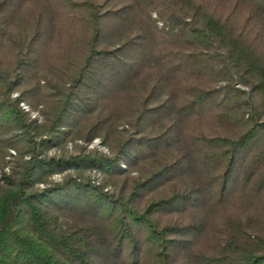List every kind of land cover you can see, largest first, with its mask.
<instances>
[{"label": "trees", "instance_id": "16d2710c", "mask_svg": "<svg viewBox=\"0 0 264 264\" xmlns=\"http://www.w3.org/2000/svg\"><path fill=\"white\" fill-rule=\"evenodd\" d=\"M29 2L0 0V141L33 144L0 172V264H264V0H127L110 30L95 0ZM29 73L53 89L38 141L31 88L11 97ZM124 82L138 108L109 153L42 156ZM86 166L105 184L34 187Z\"/></svg>", "mask_w": 264, "mask_h": 264}, {"label": "rangeland", "instance_id": "374dc122", "mask_svg": "<svg viewBox=\"0 0 264 264\" xmlns=\"http://www.w3.org/2000/svg\"><path fill=\"white\" fill-rule=\"evenodd\" d=\"M34 0H30L28 7L34 6ZM101 4V11H106L102 22L104 28L110 30L111 27H118L123 21L124 14H130L128 10L122 9V4L127 3V0H95ZM118 7L123 10L124 13L120 12L121 17L117 16ZM34 8V7H33ZM126 17V16H125ZM162 18L156 12H152L150 15L149 25L154 27L157 26L161 29H167L165 25L166 15L163 14ZM25 20L21 16H16L13 22L12 29L19 31L24 29ZM169 28V27H168ZM135 40H137L135 38ZM145 43V42H143ZM5 52L10 49L4 48ZM149 79L147 73H140L137 77L131 81L134 85L140 86L145 84ZM21 85L18 87V91H13L11 97H15L18 92L24 88H31L33 98L31 102L34 107H31L26 101L21 102V108L28 113L27 117L30 120H35L31 124L36 126L31 128L30 134L35 141L45 137L41 131L39 125L45 123V119L39 109L40 101L42 98H46L47 94L52 91L51 83L45 82L42 78H36L32 74H26L21 77ZM125 82L113 90V94L108 100H103L90 110L86 120H78L70 125L69 133L65 134L61 139L55 140L54 143L49 147H42V156L46 159L54 157L55 159L60 157H67L77 153H109L110 148L107 142L113 145L120 136L129 131L132 127L128 125V116L133 114L138 108V103L133 99L132 85H124ZM30 92V93H31ZM30 93L28 94V100L30 99ZM108 105H107V104ZM109 106V107H108ZM110 109V110H109ZM27 132V130H25ZM27 134V133H25ZM12 135L9 133L7 136ZM106 136V138H103ZM33 144L31 141L23 139L22 134L16 132L15 136L8 140L0 141V172L1 170L5 173H9L17 164L19 153L22 155V161H26L29 155L26 153L32 148ZM84 166V164L82 165ZM72 175L81 179H89L91 184H105L102 174L96 169L89 167H82L81 169L72 170L68 169L63 172H46L43 171L39 175L40 181L37 182L34 187L42 189L43 187L50 185L54 182H61L65 176ZM107 186L106 189H108Z\"/></svg>", "mask_w": 264, "mask_h": 264}]
</instances>
